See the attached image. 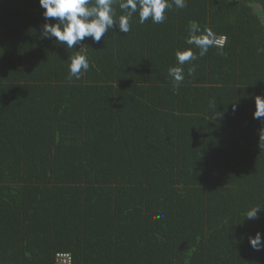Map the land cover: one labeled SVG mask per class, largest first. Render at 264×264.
<instances>
[{
    "label": "trees",
    "instance_id": "trees-1",
    "mask_svg": "<svg viewBox=\"0 0 264 264\" xmlns=\"http://www.w3.org/2000/svg\"><path fill=\"white\" fill-rule=\"evenodd\" d=\"M168 3L68 48L41 36L38 0H0V264H264L247 241L264 233V0ZM193 22L224 44L200 56Z\"/></svg>",
    "mask_w": 264,
    "mask_h": 264
},
{
    "label": "clouds",
    "instance_id": "clouds-1",
    "mask_svg": "<svg viewBox=\"0 0 264 264\" xmlns=\"http://www.w3.org/2000/svg\"><path fill=\"white\" fill-rule=\"evenodd\" d=\"M113 3L114 0H38L39 6L43 9L42 17L45 21L41 27V36L55 38L68 48H74L86 38L99 43L105 33L114 26L122 33L129 32V21L134 13H138L140 23L151 18L153 23L159 24L165 21V10L171 7L168 0H120L119 8L124 14L120 15L117 20ZM174 3L177 8L185 7V0H174ZM200 31V26L193 22L186 43L197 47L200 50L199 55L203 56L209 47L217 43V40L211 29H205L203 33L197 35ZM175 57L179 65L196 59L191 49L177 50ZM89 67L86 55L75 54L69 64L68 78L70 80L73 77L80 79L82 71L86 72ZM191 71L189 69V74ZM169 75L177 83L184 79L181 67L170 68ZM254 105L253 119H264V97L255 96ZM236 107L237 104H233L232 110L236 111ZM261 132H264V129ZM260 133L258 148L262 151L264 150V137H261ZM261 210L262 207L251 208L247 211L245 218L258 219V213ZM161 218L162 216L154 217V219ZM247 241L253 250L264 251V233L257 231L254 235L247 236ZM238 242H243V236Z\"/></svg>",
    "mask_w": 264,
    "mask_h": 264
},
{
    "label": "built area",
    "instance_id": "built-area-1",
    "mask_svg": "<svg viewBox=\"0 0 264 264\" xmlns=\"http://www.w3.org/2000/svg\"><path fill=\"white\" fill-rule=\"evenodd\" d=\"M224 42V37L219 38L216 45L222 46ZM55 264H72V258L68 253H58L55 257Z\"/></svg>",
    "mask_w": 264,
    "mask_h": 264
}]
</instances>
